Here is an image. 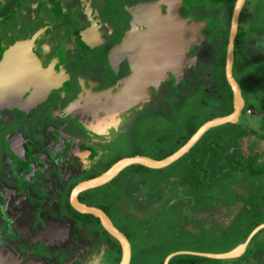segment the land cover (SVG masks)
<instances>
[{
    "label": "flooded vegetation",
    "instance_id": "obj_1",
    "mask_svg": "<svg viewBox=\"0 0 264 264\" xmlns=\"http://www.w3.org/2000/svg\"><path fill=\"white\" fill-rule=\"evenodd\" d=\"M151 1L158 0H0V264L35 261L37 252L32 247L40 243L50 248L60 245L63 252L69 249L76 252L81 247L83 253L87 250L96 257H119V263V241L103 228L98 218L73 209L71 193L78 184L101 175L120 160L105 162L111 144L129 130L134 118L154 107L147 104L155 96L148 88H159L167 79L177 86L186 67L195 63L186 50L183 61L182 28L169 25L163 34L173 31L172 44L165 35L159 37L161 41L150 40L154 44L151 51H158V66L169 68L159 74V81L163 80L158 86L145 84L146 92L137 84L136 97L140 101L120 109L123 104L116 101V96L123 91L125 81L132 78L136 67L131 53L120 56L116 49L133 27L138 31L148 30V21L144 18L139 21L134 10ZM163 3L167 5L166 1L160 2L159 12L166 15L168 5L170 10L175 0H169L167 6ZM181 6L180 3L177 7L178 14L188 19L187 24H193L195 31L189 46L197 45L201 26L190 22L194 20ZM256 8L264 13V0ZM147 10L152 16L157 14L154 9ZM165 41L167 44H162ZM123 62L128 74L121 78L122 86L117 87L115 78L123 73ZM157 72L158 69L153 76ZM75 96L77 99L71 101ZM78 102L82 104L75 106ZM72 106L73 122L82 121L96 132L97 138H88L87 132L73 135L74 131L66 128L67 121L55 124V118L69 116ZM157 107L162 110L169 105ZM133 112L136 114L132 115ZM225 115H213L210 119ZM202 124L188 138H180L184 141L161 158L138 153L129 157L141 155L162 160L180 149ZM52 133L60 137L58 143L52 141L55 136ZM240 138L244 135L224 155L220 151L230 140L213 137L196 140L180 157L162 168L125 167L108 182L78 192L77 201L101 210L108 217L126 238L130 256L133 233L126 225L117 224V217L122 216L118 213L121 207L146 211L143 219L148 221L153 208L173 206L178 215L173 223L179 227L167 231L181 232L183 237L186 233L187 238L169 236L161 250L183 242L190 245L204 242L206 252L174 249L169 255H218L208 245L220 246L227 241L224 234L229 221L233 224L242 210L253 209L247 216L251 225L264 211V168L250 164L255 160L252 156L259 151L245 156V140ZM196 148L201 151L194 153ZM263 158L264 153L259 160ZM182 160H187V164H181L180 173L170 171L174 163ZM185 192L190 195L185 197ZM185 208L193 209V214L183 213ZM188 220L195 224L194 232H188L192 230ZM257 227L253 225L251 236L225 252L226 255L241 254L251 238L264 228L255 230ZM217 229L221 233L214 236ZM205 230L207 234L203 235L201 232ZM189 236H194L195 241L189 240ZM259 252L264 261V250ZM74 261L75 258L71 260Z\"/></svg>",
    "mask_w": 264,
    "mask_h": 264
},
{
    "label": "rangeland",
    "instance_id": "obj_2",
    "mask_svg": "<svg viewBox=\"0 0 264 264\" xmlns=\"http://www.w3.org/2000/svg\"><path fill=\"white\" fill-rule=\"evenodd\" d=\"M260 1L245 0L238 19L237 34L243 51L242 54L234 56L232 75L239 84L242 97L245 100L241 114L235 123L213 126L198 139L211 140L213 137L224 136L225 140H230V143H226L222 147L220 152H223V155L231 151L229 147L234 144L241 134L244 135V138H240V140H245V156H248V153L255 152L253 151L256 145H254V142L261 140L260 142L263 141L264 143V13L256 8ZM228 2L229 0H180L181 10L201 26L199 30L201 38L197 40L198 44L186 48L187 56L193 57L195 63L190 67H186L184 77L177 86L174 85L172 80L167 79L162 82L159 88H153L152 86L148 88L155 96L147 104L154 107L147 109L134 118L129 130L119 135L113 145L111 144L105 162H112L125 156L129 157V155L135 153L161 158L172 152L184 141V139L179 140L180 138H188L196 126L209 120L213 115L227 112L226 97H228V91L221 81L220 58L225 46V32L228 27ZM163 5L167 6L165 3ZM123 65V73L115 78L118 81L117 87L122 86L123 80L121 78L126 77L128 74L126 63L123 62ZM75 98L77 99V96L71 98V101H74ZM81 104L82 102H78L75 106ZM164 104L169 105V107L162 110L157 107ZM193 110L195 111L193 112ZM68 113L69 116L65 118H55V124L67 121L66 128L72 129L74 131L73 135L87 132L89 134L88 138H97L96 132L92 131L88 125L84 126L82 121L77 119H74L73 122L70 118V115L74 114V106L68 110ZM134 114L136 112L132 113V115ZM258 127L262 128L263 132L258 133ZM57 140H60V137L55 134L52 141L58 143ZM234 146L236 147L237 144H234ZM235 150L239 151V149ZM235 150L234 152H236ZM200 151V148H196L194 153ZM263 153L264 146L260 148L258 154L252 156L255 160L251 161L250 164L264 168V158L262 161L259 160V156ZM245 162L248 163L246 159ZM183 163L187 164V160L174 163L169 168L170 171L180 173V166ZM152 174L156 173L152 172ZM151 183L153 185L157 184L153 181ZM156 188L158 187L155 186V190H157ZM214 192L216 193L217 190L215 189ZM183 194L188 197L190 192ZM166 202L167 200L164 201L165 204ZM172 207L153 208L150 211L148 221L143 219V216L147 213L146 211L143 212L140 209L130 210L125 207L118 210V213L124 217H117V224L126 225L129 231L133 233L134 244L129 264H163L164 259L174 252V249L206 252L207 246L204 242L197 245L183 242L177 244V246L161 250L164 248L162 244L164 239L168 240L169 236L179 237L180 239L187 238L186 233H183V237L179 234L181 232L173 231L169 233L167 231L171 227H179L173 223V218L178 215ZM192 210L185 208L182 212L188 213L190 211L192 213ZM252 210H242L233 224L229 221L228 229L224 234L228 239L223 245H208V248L213 253L221 254L231 250L236 245L242 244L244 239H247L253 225L257 227L259 224L264 223L263 209L260 216L255 218L254 223L248 225L247 216ZM188 222V227L192 228L188 232H194L195 224L190 220ZM201 233L203 235L207 234L206 230ZM218 233H221L220 229L214 230V236H217ZM189 237H191L189 240L193 242L196 239L194 236ZM41 244L33 245L32 249L37 252V259L35 261L31 260L28 264H65L66 261L71 262L73 258H75V261L70 264H107L105 263L107 261L110 264H117L119 259L113 256L96 257L91 254L93 252L87 250L83 253L80 250L81 247L76 252L70 249L63 252L60 245H54L53 248H50L49 245ZM255 249H257L256 252ZM259 250L262 252L264 250V228L251 238L241 254L226 258H206L200 264H264L259 256L261 255ZM42 254L47 255V257H43Z\"/></svg>",
    "mask_w": 264,
    "mask_h": 264
},
{
    "label": "water",
    "instance_id": "obj_3",
    "mask_svg": "<svg viewBox=\"0 0 264 264\" xmlns=\"http://www.w3.org/2000/svg\"><path fill=\"white\" fill-rule=\"evenodd\" d=\"M166 0H158L157 1V8L159 9L160 2H163ZM245 0H235L233 9L231 12V17H230V23H229V30H228V38H227V43H226V49H225V61H224V77L226 80L227 85L230 88L231 95H232V111L231 113L221 116V117H215L213 119H210L203 123L199 128L194 132V134L190 137V139L176 152L173 154L169 155L168 157L162 159V160H153L149 157L146 156H141V155H134L132 157H126L118 160L115 162L112 166H110L105 172H103L101 175L92 178L90 180L84 181L80 184H78L71 193V205L73 209H75L79 213H87L90 214L96 218L99 219L101 222V225L103 228L115 239H117L120 243L121 246V257L120 261L118 264H129L130 260V249H129V244L126 240V238L115 228L113 225L110 223L108 217L99 209L94 208V207H89L86 205H83L77 201V194L78 192L82 190H86L89 188H94L97 186H100L106 182H108L111 178H113L120 170H122L125 167L131 166V165H142L147 168H153V169H158L162 168L171 162L175 161L180 155H182L193 143H195L196 140H198L203 133L208 130L209 128L221 124H226V123H235L238 120L239 115L241 114V110L244 106V99L241 95V90L239 87V84L236 82L232 75V65H233V59H234V42L237 34V26H238V19H239V14L241 11V8L244 4ZM152 2V1H151ZM154 2V1H153ZM149 3V2H148ZM180 4V0H179ZM177 5V7L179 6ZM176 8V7H175ZM177 12V8L175 10ZM177 15L179 18L183 19V21H188L186 18L180 17V15L177 12ZM196 24V21H190ZM148 28V27H147ZM133 75L131 76L132 78L136 77L139 69H134L133 68ZM161 79L158 82L159 83L162 81ZM157 85V86H158ZM147 87V85H146ZM145 85L143 86V91L146 89ZM126 93V92H125ZM133 95H131L132 97ZM140 100H136L135 102H132L130 104H136ZM129 104V106H130ZM128 106V107H129ZM263 225L258 226L255 230L261 228ZM254 230V231H255ZM253 231V232H254ZM252 232V233H253ZM251 234L249 235V237ZM188 254H193V255H198V256H206V257H211V258H226V257H234L237 256L235 254L234 256H229L225 254H218V255H204V254H195V253H188ZM173 257V254L167 256L163 264H168L169 259Z\"/></svg>",
    "mask_w": 264,
    "mask_h": 264
},
{
    "label": "bare ground",
    "instance_id": "obj_4",
    "mask_svg": "<svg viewBox=\"0 0 264 264\" xmlns=\"http://www.w3.org/2000/svg\"><path fill=\"white\" fill-rule=\"evenodd\" d=\"M173 1V0H172ZM169 0H166L168 5ZM179 4V0H175V5L171 7L166 15H162L157 8V1H152L149 3L142 4L137 6L134 10V17H138L140 20L148 21V30L146 31H138L135 27H133V31H131L128 37L117 47V53H121L120 56L125 55L126 53H131L132 61L135 64L136 69H139L137 76L125 81L123 86V93L120 92L116 96V101H121V108H126L129 105L126 104V101L135 102L138 100L136 95L135 88L136 85L139 84L143 87L145 84H154L155 86L158 84L160 79L159 74L165 72L169 68L167 66L159 67V62L157 59L158 51H151L154 47V44L150 42L151 39H155L157 41H161L159 37L161 35L166 36V41L173 43V31L171 33L163 34L165 29L171 24H177L181 29V42H182V58L184 61V54L186 48L192 44L195 35L193 24H187V21H183V19L179 18L177 12L175 11L177 5ZM176 7V8H175ZM147 9H154L157 11V14L152 16V14ZM196 26V25H195ZM163 42L162 44H167ZM158 69V72L153 76L154 72ZM156 77V78H155ZM126 92V93H125ZM131 95H133L131 97ZM131 97V98H130ZM133 104H130V106Z\"/></svg>",
    "mask_w": 264,
    "mask_h": 264
},
{
    "label": "trees",
    "instance_id": "obj_5",
    "mask_svg": "<svg viewBox=\"0 0 264 264\" xmlns=\"http://www.w3.org/2000/svg\"><path fill=\"white\" fill-rule=\"evenodd\" d=\"M234 2H235V0H232V2L230 3V6L228 8V11H227L228 27H227L226 32H225V42H224L225 46H224V49H223V52H222V55H221V58H220L221 81H222V85L228 91V109H227V112L224 113L223 115L229 114L232 111V95H231L230 88L227 85L225 77H224V61H225V49H226V43H227V38H228V30H229L231 11H232V7L234 5ZM238 38H239V35L236 34V38H235V42H234V49H233L234 56L236 54H239V55L242 54V51H243L242 50V45H241L240 41L238 40ZM134 167L145 168L142 165H134ZM89 216L92 217L91 215H89ZM205 259L206 258H204V257L195 256V255H177V256H174V257L170 258L169 261H168V264H200V262L202 260H205Z\"/></svg>",
    "mask_w": 264,
    "mask_h": 264
},
{
    "label": "crops",
    "instance_id": "obj_6",
    "mask_svg": "<svg viewBox=\"0 0 264 264\" xmlns=\"http://www.w3.org/2000/svg\"><path fill=\"white\" fill-rule=\"evenodd\" d=\"M244 102H245V100H244ZM253 129H255V128H253ZM263 129L262 128H260V127H258V130H257V132L258 133H260V132H263L262 131ZM255 131H256V129H255ZM261 141V140H260ZM259 140H258V142H254V145H255V148H254V150L253 151H259L260 150V148H262L263 146H264V143H263V141L262 142H260ZM56 228V227H55Z\"/></svg>",
    "mask_w": 264,
    "mask_h": 264
},
{
    "label": "built area",
    "instance_id": "obj_7",
    "mask_svg": "<svg viewBox=\"0 0 264 264\" xmlns=\"http://www.w3.org/2000/svg\"><path fill=\"white\" fill-rule=\"evenodd\" d=\"M248 112V111H247Z\"/></svg>",
    "mask_w": 264,
    "mask_h": 264
}]
</instances>
